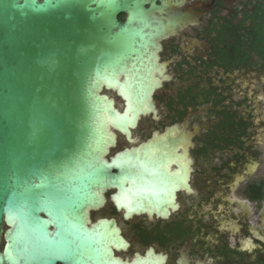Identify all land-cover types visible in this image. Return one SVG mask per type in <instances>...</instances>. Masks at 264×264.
<instances>
[{"label":"water","instance_id":"obj_1","mask_svg":"<svg viewBox=\"0 0 264 264\" xmlns=\"http://www.w3.org/2000/svg\"><path fill=\"white\" fill-rule=\"evenodd\" d=\"M184 3L0 0V264H148L116 256L121 228L93 213L116 191L125 220L167 219L193 193L199 126L113 155L118 135L134 145L142 118L158 119L162 43L200 18Z\"/></svg>","mask_w":264,"mask_h":264},{"label":"flooded vegetation","instance_id":"obj_2","mask_svg":"<svg viewBox=\"0 0 264 264\" xmlns=\"http://www.w3.org/2000/svg\"><path fill=\"white\" fill-rule=\"evenodd\" d=\"M180 10L200 18L162 43L161 61L172 78L154 96L158 119L142 118L132 131L134 145L118 135L113 155L172 125L187 123L191 132L199 126L191 150L193 193L180 191L179 209L167 219L142 214L125 220L111 200L116 191H110L93 219L117 221L129 243L116 252L124 261L264 264V133L254 129L252 99L234 78L254 72L264 88V58L250 48L264 33V0H185ZM238 39L247 59L234 65L230 57Z\"/></svg>","mask_w":264,"mask_h":264},{"label":"rangeland","instance_id":"obj_3","mask_svg":"<svg viewBox=\"0 0 264 264\" xmlns=\"http://www.w3.org/2000/svg\"><path fill=\"white\" fill-rule=\"evenodd\" d=\"M255 75L256 73L254 72H251L250 74L246 75L245 73H237L236 75H234V78L237 77V79L235 78L237 84H241V87L244 92H246L252 99L251 108L249 110H253L254 113V129L257 130L259 133H264V128L261 126V124L264 123V88H260L258 81H255V79H253ZM261 78L264 82V76H261ZM234 88L237 91V88ZM235 98L239 99L238 96H236ZM119 106L122 107V103H120Z\"/></svg>","mask_w":264,"mask_h":264},{"label":"trees","instance_id":"obj_4","mask_svg":"<svg viewBox=\"0 0 264 264\" xmlns=\"http://www.w3.org/2000/svg\"><path fill=\"white\" fill-rule=\"evenodd\" d=\"M262 33V32H261ZM259 34L251 41V51H256L264 58V33ZM243 42L241 39H238L236 46L232 49L230 60L233 61V64L236 65L239 62H245L247 56L244 54L243 49Z\"/></svg>","mask_w":264,"mask_h":264}]
</instances>
